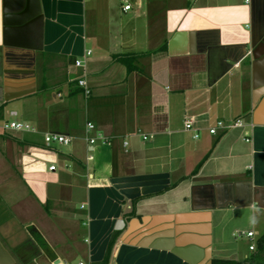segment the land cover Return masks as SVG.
Listing matches in <instances>:
<instances>
[{"label":"crops","instance_id":"obj_1","mask_svg":"<svg viewBox=\"0 0 264 264\" xmlns=\"http://www.w3.org/2000/svg\"><path fill=\"white\" fill-rule=\"evenodd\" d=\"M258 223L264 0H0V264L244 260Z\"/></svg>","mask_w":264,"mask_h":264},{"label":"built area","instance_id":"obj_2","mask_svg":"<svg viewBox=\"0 0 264 264\" xmlns=\"http://www.w3.org/2000/svg\"><path fill=\"white\" fill-rule=\"evenodd\" d=\"M247 3H249L251 0H245ZM131 8L130 4H127L123 7L124 10H129ZM91 54V51L88 50L85 53V57L89 56ZM84 57V58H85ZM83 59H75L74 61V66L76 67H83L84 66V62L85 60ZM86 75L83 74L81 77L76 78V82L77 85L79 87H81L84 91L85 95H90L91 90L88 87L87 81H86ZM244 125V121L241 117H238L236 119H233L231 121H224V120H216L214 124H212L211 126L208 127V133L211 135H216L218 133H224L227 131H230L232 129L238 128V127H242ZM184 127L186 131H192L194 133L193 137L194 138H198L200 136L199 130L197 128L194 127L193 125V121L191 118H187L185 119L184 122ZM5 129H15V130H27V129H31V126L29 124L26 123H22V122H18V121H12V122H8L4 125ZM95 131V125L92 122H87L86 124V132H87V136H86V140L89 144H95L96 142L100 141L101 143H107V139L105 136L103 135H96V134H92ZM144 139H147L146 136H143ZM45 143L46 144H51V143H59V144H68L70 143L71 139L70 137L61 135V134H55V133H48L45 135ZM246 141H249V139H246ZM128 144L127 141L124 142V146H126ZM50 170H54L55 166L51 165L49 167ZM243 235L246 234L248 237H253L254 233L252 231H248L247 233L244 232H240L238 235ZM256 248V242L252 243L249 245V249L251 251L255 250ZM60 264V263H59ZM63 264V263H61ZM66 264V263H64ZM79 264H85L84 262H80Z\"/></svg>","mask_w":264,"mask_h":264},{"label":"trees","instance_id":"obj_3","mask_svg":"<svg viewBox=\"0 0 264 264\" xmlns=\"http://www.w3.org/2000/svg\"><path fill=\"white\" fill-rule=\"evenodd\" d=\"M127 54L116 56L117 59L124 61ZM211 264H264V232L256 240V248L249 258L244 260L214 258Z\"/></svg>","mask_w":264,"mask_h":264},{"label":"rangeland","instance_id":"obj_4","mask_svg":"<svg viewBox=\"0 0 264 264\" xmlns=\"http://www.w3.org/2000/svg\"><path fill=\"white\" fill-rule=\"evenodd\" d=\"M263 224H256V226L254 225V226H251L252 228H253V230H254V232H255V237H259L264 231V229H263ZM245 228V232L248 230V228H249V226L248 227H244ZM237 227L235 226V225H232L231 224V226H230V228L227 230V232H226V236H227V239H229L232 243H235V241H236V237H238L237 236ZM243 242H246V239H245V237H242V239H241ZM247 247V246H246ZM246 247H245V245L243 244V246L242 247H239V249H243V250H245L246 249ZM79 260H80V258L79 257H76L75 259H73V260H71V261H68V263L67 264H78V262H79ZM20 264V263H19Z\"/></svg>","mask_w":264,"mask_h":264},{"label":"water","instance_id":"obj_5","mask_svg":"<svg viewBox=\"0 0 264 264\" xmlns=\"http://www.w3.org/2000/svg\"><path fill=\"white\" fill-rule=\"evenodd\" d=\"M121 224H122V221H119L117 226H120ZM56 262H58V261H56Z\"/></svg>","mask_w":264,"mask_h":264}]
</instances>
